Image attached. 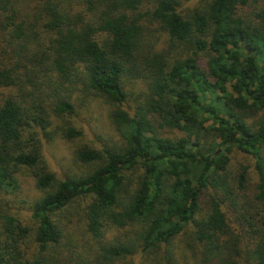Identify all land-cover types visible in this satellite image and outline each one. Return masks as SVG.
I'll return each instance as SVG.
<instances>
[{
	"label": "trees",
	"instance_id": "trees-1",
	"mask_svg": "<svg viewBox=\"0 0 264 264\" xmlns=\"http://www.w3.org/2000/svg\"><path fill=\"white\" fill-rule=\"evenodd\" d=\"M191 1L0 0V264H264V0ZM98 105L121 144L57 176Z\"/></svg>",
	"mask_w": 264,
	"mask_h": 264
},
{
	"label": "rangeland",
	"instance_id": "rangeland-1",
	"mask_svg": "<svg viewBox=\"0 0 264 264\" xmlns=\"http://www.w3.org/2000/svg\"><path fill=\"white\" fill-rule=\"evenodd\" d=\"M193 2L194 0L189 2V4ZM131 86L133 93L128 97L127 102L133 109L143 95L141 92L145 91V89L139 84ZM74 118L80 130V136L75 138L65 137L61 133V128L55 126L52 129L53 139L46 142V155L50 166L57 176L61 178L66 175L81 174L88 168L91 169L94 166L83 165L76 159L75 151L78 148L82 146H90L97 149L117 147L122 142L120 133L109 117V108H107L106 105L92 106L87 110H81V113L76 114ZM57 124L59 126L62 125V123L58 121ZM244 161L251 160L243 154H237V156L231 157L232 173H230L232 176ZM250 166H252V164H250ZM138 172H141V170L136 171L132 186L136 184ZM251 174L252 177L247 187L249 192L254 191L255 183L257 182L255 173L252 172Z\"/></svg>",
	"mask_w": 264,
	"mask_h": 264
}]
</instances>
